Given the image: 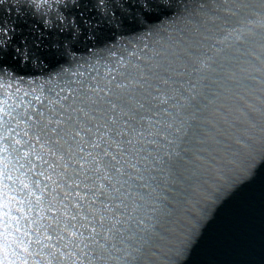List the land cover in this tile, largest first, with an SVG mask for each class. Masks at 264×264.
Masks as SVG:
<instances>
[{
	"label": "snow or ice",
	"instance_id": "1",
	"mask_svg": "<svg viewBox=\"0 0 264 264\" xmlns=\"http://www.w3.org/2000/svg\"><path fill=\"white\" fill-rule=\"evenodd\" d=\"M264 172V0H0V264H190Z\"/></svg>",
	"mask_w": 264,
	"mask_h": 264
},
{
	"label": "water",
	"instance_id": "2",
	"mask_svg": "<svg viewBox=\"0 0 264 264\" xmlns=\"http://www.w3.org/2000/svg\"><path fill=\"white\" fill-rule=\"evenodd\" d=\"M190 264H264V172L219 208Z\"/></svg>",
	"mask_w": 264,
	"mask_h": 264
}]
</instances>
